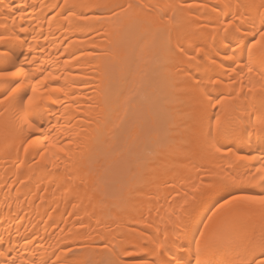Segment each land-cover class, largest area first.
<instances>
[{
  "label": "bare ground",
  "instance_id": "obj_1",
  "mask_svg": "<svg viewBox=\"0 0 264 264\" xmlns=\"http://www.w3.org/2000/svg\"><path fill=\"white\" fill-rule=\"evenodd\" d=\"M205 2L223 6V0H69L70 12L64 0H0V30L22 14L15 23L27 29L22 35L35 67L59 77L47 84L63 89L54 94L61 97L49 117L57 138L44 161L34 149L23 151L18 107L0 104V239L10 242L17 264H114L116 250L135 242L133 233L149 222L164 225L189 177L207 182L221 171L225 162L206 155L205 106L192 80L205 74L175 51L178 36L185 46L206 39L203 29L197 32V22L214 18L198 7ZM252 64L254 73H241L246 86L249 75L258 85L264 49H253ZM222 78L215 95L228 96V75ZM237 103L247 101L224 100L223 110L211 114L226 120ZM227 137L226 130L220 139L230 143ZM165 182L176 185L167 199ZM229 192L243 194L229 188L204 201L189 240L199 239L204 224L206 238L228 229L234 240L218 260L264 259L260 219L248 207L227 206L209 223ZM69 246L72 252L61 255Z\"/></svg>",
  "mask_w": 264,
  "mask_h": 264
},
{
  "label": "snow or ice",
  "instance_id": "obj_2",
  "mask_svg": "<svg viewBox=\"0 0 264 264\" xmlns=\"http://www.w3.org/2000/svg\"><path fill=\"white\" fill-rule=\"evenodd\" d=\"M64 2L71 12L75 6L69 4V0ZM3 7L6 10H17L10 3H4ZM178 7L187 9L191 6L181 4ZM198 7L214 14L209 24L197 22V32L203 29L206 39L201 35L197 43L185 46L178 36L175 51L186 59L190 70L205 74L200 78L193 76L192 80L200 90L205 106L208 142L206 155L225 163L221 171L207 182L199 175L195 180L189 177L186 190L172 197L178 208H174L168 215L164 225L153 227V223L149 222L145 229L133 233L132 239L135 242L122 245L116 250L114 264H235L232 260L217 259L218 253L234 240L231 230L218 231L206 238L208 224H204V231H199V239L188 238L200 205L229 188H239L243 194L229 192L230 198L221 197L224 202L208 217L209 223L227 206L242 204L248 207L260 219L258 246L264 253V70L257 73L258 85L249 75L246 86L244 76L241 75L254 73L252 51L264 49V11H261L264 9V0H260L259 5L254 0H223L222 7L207 2ZM16 20H23V15L14 17L12 27L5 25L0 30V86H5L0 104L7 101L18 107L22 114L19 127L24 134L23 151L27 154L29 149H34L36 155L44 161L48 143L57 138L53 132L58 129L52 126L49 117L56 116L53 106L60 103L61 97L54 94L63 89L47 84L50 79L55 81L59 77L35 67L39 61L32 56V45L22 35L27 29L22 24L17 27ZM245 54L247 60L241 63ZM226 63L229 64L227 68ZM222 74L228 75V96L215 95L225 84ZM233 84L235 87H232ZM229 99H243L247 103L235 104L232 114L226 120L218 114H211L212 109L222 111L223 101ZM45 123L50 127H43ZM226 130L230 143L220 139ZM52 147L56 145L52 144ZM58 150L63 152L64 148ZM164 186L169 189L165 196L167 199L176 191V185L165 182ZM5 244L8 246L4 247ZM11 252L10 242L0 239V264H17V258ZM70 252L72 248L69 246L61 255L67 256ZM56 260H60V256ZM20 264L27 262L22 260ZM52 264H56V261ZM241 264L249 262L243 261ZM250 264H264V259L253 260Z\"/></svg>",
  "mask_w": 264,
  "mask_h": 264
}]
</instances>
